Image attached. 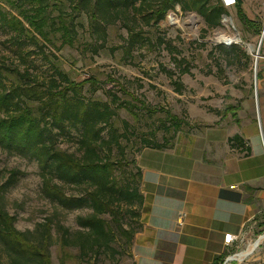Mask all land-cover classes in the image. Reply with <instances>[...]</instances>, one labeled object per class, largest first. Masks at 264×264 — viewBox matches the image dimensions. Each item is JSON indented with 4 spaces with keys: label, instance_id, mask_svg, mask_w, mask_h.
<instances>
[{
    "label": "rangeland",
    "instance_id": "obj_1",
    "mask_svg": "<svg viewBox=\"0 0 264 264\" xmlns=\"http://www.w3.org/2000/svg\"><path fill=\"white\" fill-rule=\"evenodd\" d=\"M48 1L50 6L46 3ZM242 3L251 18L256 16L258 20L260 29L258 27L255 41L251 35L257 33V27L243 26L235 5L222 16L219 27L208 29L197 13H184L177 4L156 26H144L141 36L145 41L129 52L128 33L123 24L107 25L104 42L103 38H98L102 31L92 33L88 13L74 11L72 0H46L45 11L40 13L36 0H0V10L21 19L30 32L20 36L0 25V65L22 73L29 72L39 82L48 81L56 69L73 82H94L84 86L82 95L89 101L107 103L115 111L114 124L123 136L120 142L126 150V157L121 160L115 150L114 160H120L126 170L135 172L134 161L145 146L144 139L171 142L178 133L198 128L192 116L198 115L208 99L215 98L211 94H215L217 86L239 82L243 72L247 77V69H251L250 74L254 76L264 41V0H242ZM22 12L49 20L46 29L51 34V44L32 32L23 20ZM61 12L65 25L71 30L72 45L65 43L68 39L63 37L61 24L56 19ZM128 22L134 24L131 16ZM219 33L230 38L238 34L241 42L227 43L218 38ZM235 47L238 49L233 50ZM239 52L245 53L250 60ZM182 70H188V73H181ZM14 81L13 77L6 79L8 86ZM174 82L183 84L181 93L175 90ZM114 97L119 99L117 103H114ZM169 114L182 121L179 131H175V122L169 120ZM104 136L108 138V130ZM79 138V133L71 130L70 135L59 136L57 145L80 158ZM58 184L69 195L81 193L75 187ZM0 186H3L2 205L14 218L18 231L32 233L31 239L36 243L41 240L46 225L52 224L53 237L49 247L52 264H60L64 256L57 224L69 230V244L65 247L67 264H120L129 259L131 247H127V236L117 227L120 224L126 230L136 228V219L126 206L121 207L117 221L109 215L103 217L114 234L110 247L91 251L82 249L75 242L83 230L77 218L90 211L67 212L46 199L35 161L0 148ZM224 259L222 264H264V228L251 225L241 248ZM13 261L0 242V264H14Z\"/></svg>",
    "mask_w": 264,
    "mask_h": 264
},
{
    "label": "trees",
    "instance_id": "obj_2",
    "mask_svg": "<svg viewBox=\"0 0 264 264\" xmlns=\"http://www.w3.org/2000/svg\"><path fill=\"white\" fill-rule=\"evenodd\" d=\"M6 2L13 0H4ZM18 1V0H16ZM22 1V0H21ZM38 2L37 12L45 11L44 1ZM73 9L86 11L89 15L92 33L99 34L105 42V27L120 22L127 29V47L130 52L139 43L145 41L141 36L144 26L153 27L164 20L169 10L175 5L181 6L182 12L197 13L208 29L220 26L227 9L220 0H72ZM50 6V2H46ZM237 14L247 27L254 23L246 18L242 11V2L236 0ZM32 32L37 33L46 43H52L51 34L47 31L48 19L38 15L28 16L22 12ZM134 24L131 25L129 17ZM59 19L63 37L69 45L73 43L70 28L65 25L62 12ZM48 20V21H47ZM55 24V20H52ZM0 25L6 30L14 31L20 36L30 33L24 22L0 10ZM139 30H138V29ZM103 35V36H102ZM94 36V35H93ZM238 48L235 47L233 50ZM241 56L249 57L239 52ZM239 57V56H237ZM181 73H188L182 70ZM180 73V75H181ZM13 77L14 82L8 86L6 79ZM89 80L73 82L68 76L55 70L54 75L44 82H39L29 72H20L0 65V148L16 153L35 161L40 170L42 194L61 209L72 212L89 210L86 216L77 218L83 229L75 242L81 248L94 251L103 246L110 247L114 234L107 221L109 215L117 221L120 209L126 206L132 217L136 219V228L126 230L118 224V231L127 236V247H132L135 235L141 229L140 211L142 194L140 192L141 170L134 164L136 171H128L120 160H114L113 152H119L121 160H125L126 150L122 146L121 136L114 124L116 113L107 103L89 101L82 95ZM177 93H181L183 84L174 82ZM114 103L119 99L114 97ZM142 103V102H141ZM127 105V103H125ZM169 120L175 122V131H179L182 121L173 114ZM167 129V128H166ZM74 130L79 133L80 158L58 147V138ZM108 130V138L104 136ZM154 142L144 139V148L163 149L172 143ZM142 149V150H143ZM58 182L75 187L81 191L78 196L69 195ZM0 186V242L13 257L14 264H52L49 247L52 244L51 226L47 224L41 240L36 243L31 239L32 233H23L14 226V218L4 209ZM60 235L63 259L60 264H67L65 247L69 244V230L60 224L56 226ZM131 252V248H130ZM129 252V254H130ZM213 264H222L221 258Z\"/></svg>",
    "mask_w": 264,
    "mask_h": 264
},
{
    "label": "crops",
    "instance_id": "obj_3",
    "mask_svg": "<svg viewBox=\"0 0 264 264\" xmlns=\"http://www.w3.org/2000/svg\"><path fill=\"white\" fill-rule=\"evenodd\" d=\"M242 11L257 27L255 41L258 20L243 3ZM256 65L254 76L247 69L239 82L217 86L192 116L198 128L139 152L141 229L120 264L223 262L251 225L264 228V41ZM228 234L238 238L231 245Z\"/></svg>",
    "mask_w": 264,
    "mask_h": 264
},
{
    "label": "built area",
    "instance_id": "obj_4",
    "mask_svg": "<svg viewBox=\"0 0 264 264\" xmlns=\"http://www.w3.org/2000/svg\"><path fill=\"white\" fill-rule=\"evenodd\" d=\"M222 3L225 7L234 6V5H236V0H222ZM263 38H264V31L262 33V39ZM257 58H258V55L256 56V59ZM256 62H257V60H256ZM237 239H238L237 237H234L233 235L228 234L225 236L224 242L226 245H231Z\"/></svg>",
    "mask_w": 264,
    "mask_h": 264
},
{
    "label": "bare ground",
    "instance_id": "obj_5",
    "mask_svg": "<svg viewBox=\"0 0 264 264\" xmlns=\"http://www.w3.org/2000/svg\"><path fill=\"white\" fill-rule=\"evenodd\" d=\"M218 38L220 39V40H224V41H226L227 43H234V42H236V41H239L236 37L235 38H230V37H226V36H224L222 33H219L218 34Z\"/></svg>",
    "mask_w": 264,
    "mask_h": 264
},
{
    "label": "water",
    "instance_id": "obj_6",
    "mask_svg": "<svg viewBox=\"0 0 264 264\" xmlns=\"http://www.w3.org/2000/svg\"><path fill=\"white\" fill-rule=\"evenodd\" d=\"M236 38L239 40V42H241V39L239 37V35L237 34L236 35ZM236 44H238V42H236ZM253 51L252 47L250 46V53Z\"/></svg>",
    "mask_w": 264,
    "mask_h": 264
}]
</instances>
